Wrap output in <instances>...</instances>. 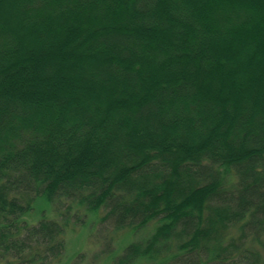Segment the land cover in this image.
Returning a JSON list of instances; mask_svg holds the SVG:
<instances>
[{
	"label": "trees",
	"instance_id": "16d2710c",
	"mask_svg": "<svg viewBox=\"0 0 264 264\" xmlns=\"http://www.w3.org/2000/svg\"><path fill=\"white\" fill-rule=\"evenodd\" d=\"M73 208L153 224L113 264H264V0H0V264Z\"/></svg>",
	"mask_w": 264,
	"mask_h": 264
},
{
	"label": "rangeland",
	"instance_id": "374dc122",
	"mask_svg": "<svg viewBox=\"0 0 264 264\" xmlns=\"http://www.w3.org/2000/svg\"><path fill=\"white\" fill-rule=\"evenodd\" d=\"M56 206L43 199L35 200L32 212L25 217L34 224L42 216L56 219L58 212ZM77 211V218H70L69 225L62 236L64 252L62 256L45 264H113V258L121 253L122 249L132 239L151 233L153 224L135 237L126 235L123 231H114L99 224V214H90L85 211L72 209L71 215Z\"/></svg>",
	"mask_w": 264,
	"mask_h": 264
}]
</instances>
